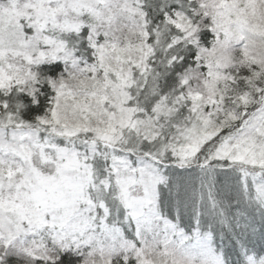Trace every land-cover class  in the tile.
Returning a JSON list of instances; mask_svg holds the SVG:
<instances>
[{
    "label": "snow or ice",
    "instance_id": "6c2138e0",
    "mask_svg": "<svg viewBox=\"0 0 264 264\" xmlns=\"http://www.w3.org/2000/svg\"><path fill=\"white\" fill-rule=\"evenodd\" d=\"M0 264H264V0H0Z\"/></svg>",
    "mask_w": 264,
    "mask_h": 264
}]
</instances>
